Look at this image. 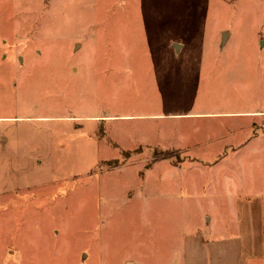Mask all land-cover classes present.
<instances>
[{
    "label": "rangeland",
    "instance_id": "1",
    "mask_svg": "<svg viewBox=\"0 0 264 264\" xmlns=\"http://www.w3.org/2000/svg\"><path fill=\"white\" fill-rule=\"evenodd\" d=\"M0 116L25 118L0 160L9 264L150 263L173 219L208 236L203 212L228 234L264 185V0H0Z\"/></svg>",
    "mask_w": 264,
    "mask_h": 264
},
{
    "label": "crops",
    "instance_id": "2",
    "mask_svg": "<svg viewBox=\"0 0 264 264\" xmlns=\"http://www.w3.org/2000/svg\"><path fill=\"white\" fill-rule=\"evenodd\" d=\"M225 44L220 43V48L222 49ZM167 48L173 55L172 60H177L182 51L183 44L171 41L168 43ZM244 114L248 113H236L233 115L240 116L236 118H240L241 122L242 119L247 118ZM169 116L178 115L121 116L103 117L102 119L139 118L144 120H164V118H168ZM24 121L25 118L23 117L0 116V160L2 163L5 162L6 173H8V167H10V171H15L14 162H19V158L21 159L22 142L19 138L18 130L14 128L17 129L18 126L16 124ZM142 131V135H145L146 131ZM209 136L198 140L197 144L207 143V140L210 138ZM205 138L206 140H204ZM169 142L173 143V141ZM18 188L19 186L16 188L9 187L5 191L0 190V201L6 202L10 208L12 204L9 205V201L18 200V197L15 196L19 192ZM230 199L232 200V197ZM232 201L235 208V220L230 233L217 236L209 235L212 229V222L207 212L202 213V218L197 223L196 228L197 230L201 229V232H207L208 236L202 235L199 231L186 234L183 220H179L178 218L173 219L171 220L173 225L171 233L163 234L160 241L152 240L151 243L145 245L146 254L150 257L148 259L150 263L146 262V264H264V185H262L261 189L256 188L253 191H249L248 194L240 193ZM178 206L177 203H174L171 207H175L178 210ZM8 238V234L3 237L0 235V256L10 258L5 264L11 263L13 261L12 258L16 256L19 258L20 253L18 234L16 235V247L7 245V242H9ZM138 248L139 246H135V251ZM83 257H86L84 253ZM15 264H19L18 259ZM131 264L143 263L141 260L135 259Z\"/></svg>",
    "mask_w": 264,
    "mask_h": 264
},
{
    "label": "trees",
    "instance_id": "3",
    "mask_svg": "<svg viewBox=\"0 0 264 264\" xmlns=\"http://www.w3.org/2000/svg\"><path fill=\"white\" fill-rule=\"evenodd\" d=\"M175 151H172V150H163V151H160L158 153H154V161H158V160H168V159H172V158H176V155H175ZM130 153L129 152H123V157L124 158H129L130 157ZM118 163L115 162V165H113L114 167H117Z\"/></svg>",
    "mask_w": 264,
    "mask_h": 264
},
{
    "label": "water",
    "instance_id": "4",
    "mask_svg": "<svg viewBox=\"0 0 264 264\" xmlns=\"http://www.w3.org/2000/svg\"><path fill=\"white\" fill-rule=\"evenodd\" d=\"M225 36H226V33H225V34H223V38H222V40H221V43H224Z\"/></svg>",
    "mask_w": 264,
    "mask_h": 264
}]
</instances>
